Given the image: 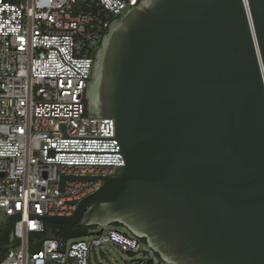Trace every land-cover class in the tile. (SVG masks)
Here are the masks:
<instances>
[{"label":"water","instance_id":"obj_1","mask_svg":"<svg viewBox=\"0 0 264 264\" xmlns=\"http://www.w3.org/2000/svg\"><path fill=\"white\" fill-rule=\"evenodd\" d=\"M89 117L115 120L125 165L52 223L125 226L168 264H264V0H139L111 20L87 77ZM76 203L75 200L67 201ZM13 218L2 251L15 246ZM100 227L99 229H97ZM61 251V250H60ZM131 262L141 260L127 251ZM153 259L149 260V264Z\"/></svg>","mask_w":264,"mask_h":264},{"label":"built area","instance_id":"obj_2","mask_svg":"<svg viewBox=\"0 0 264 264\" xmlns=\"http://www.w3.org/2000/svg\"><path fill=\"white\" fill-rule=\"evenodd\" d=\"M138 2L0 0V230L17 218L18 238L2 251L0 264H90L93 249L111 245L137 252L142 259L132 264L153 259L141 256L139 238L108 226L98 235L67 238L65 252L57 239L34 246L31 237H42L36 235L43 234L42 221L21 218L70 216L100 185L68 178L59 190L62 173H109L125 165L122 153L47 154L48 148L120 151L117 139L62 138L59 124H66L69 136H115L113 118L86 116L87 77L111 20Z\"/></svg>","mask_w":264,"mask_h":264},{"label":"rangeland","instance_id":"obj_3","mask_svg":"<svg viewBox=\"0 0 264 264\" xmlns=\"http://www.w3.org/2000/svg\"><path fill=\"white\" fill-rule=\"evenodd\" d=\"M4 221L10 222V218L3 216ZM116 228L120 232H123L129 236H134L125 226L123 225H110L109 228ZM100 228V227H98ZM142 241L141 245V256H149L154 259V264H168L159 255H157L145 242ZM90 264H132L131 257L126 251L121 248L111 245L107 248H96L93 249L90 255Z\"/></svg>","mask_w":264,"mask_h":264},{"label":"trees","instance_id":"obj_4","mask_svg":"<svg viewBox=\"0 0 264 264\" xmlns=\"http://www.w3.org/2000/svg\"><path fill=\"white\" fill-rule=\"evenodd\" d=\"M116 225H120V224H116ZM51 226L55 230H59L58 235L61 232L65 231L67 238H77V237L85 236V235L89 234L91 230L96 228L95 226H87V225L82 224V223L75 224L73 227L70 228V230H67L68 226L66 224H63V223H52ZM36 235L43 236V234H36ZM2 236H4V238L2 240L7 242L8 241L7 227H5L4 230H0V240H1ZM143 242L146 243V240L144 239Z\"/></svg>","mask_w":264,"mask_h":264},{"label":"flooded vegetation","instance_id":"obj_5","mask_svg":"<svg viewBox=\"0 0 264 264\" xmlns=\"http://www.w3.org/2000/svg\"><path fill=\"white\" fill-rule=\"evenodd\" d=\"M5 227H2L1 230H4ZM4 238V236L1 237L0 243H4L5 241L2 240Z\"/></svg>","mask_w":264,"mask_h":264}]
</instances>
